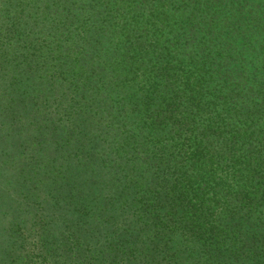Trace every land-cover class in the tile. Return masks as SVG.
I'll use <instances>...</instances> for the list:
<instances>
[{
  "label": "trees",
  "instance_id": "16d2710c",
  "mask_svg": "<svg viewBox=\"0 0 264 264\" xmlns=\"http://www.w3.org/2000/svg\"><path fill=\"white\" fill-rule=\"evenodd\" d=\"M0 264H264V0H0Z\"/></svg>",
  "mask_w": 264,
  "mask_h": 264
}]
</instances>
